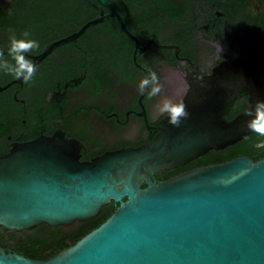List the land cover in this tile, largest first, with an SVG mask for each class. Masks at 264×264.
<instances>
[{
  "label": "water",
  "instance_id": "obj_1",
  "mask_svg": "<svg viewBox=\"0 0 264 264\" xmlns=\"http://www.w3.org/2000/svg\"><path fill=\"white\" fill-rule=\"evenodd\" d=\"M85 1L98 15L48 44L38 58L108 16L122 24L105 0ZM101 6L110 13L104 15ZM129 35L136 51L138 41ZM249 88L246 79L234 81L232 65L221 64L210 90L190 84L181 100L189 117L179 127L164 117L150 141L87 161L80 159L78 143L61 132L14 144L0 157V227H68L95 218L110 201L118 205L98 227L51 258L34 260L0 247V264H264V158L239 156L154 178L160 169L184 165L251 134L245 110L225 117L236 94ZM255 89L260 96L253 104L264 100V85Z\"/></svg>",
  "mask_w": 264,
  "mask_h": 264
},
{
  "label": "flooded vegetation",
  "instance_id": "obj_2",
  "mask_svg": "<svg viewBox=\"0 0 264 264\" xmlns=\"http://www.w3.org/2000/svg\"><path fill=\"white\" fill-rule=\"evenodd\" d=\"M105 1L126 29L108 16L90 26L94 29L88 34L84 31L38 58L48 44L75 31V1L53 5V16L44 17L41 2L0 0V50L5 51V58L15 63L7 56L9 27L17 37L30 32L40 44L31 54L37 66L32 82L25 84L0 73V157L14 144L58 132L78 143L82 161L150 141L164 118L155 111L160 97L139 95L137 86L151 70L163 85L162 96L179 102L191 83L202 91L210 90L214 70L229 63L234 81L246 79L250 88L236 94L227 119L260 96L255 88L264 85V0ZM88 5L93 19L98 12ZM101 8L104 15L110 13L107 7ZM66 10L69 17L58 16ZM129 33L138 41L136 51ZM214 151L197 158L209 159ZM184 165L160 169L154 178L168 179L171 170ZM71 226L39 224L21 231L0 227V247L35 259L28 255L31 249L38 250L50 232Z\"/></svg>",
  "mask_w": 264,
  "mask_h": 264
},
{
  "label": "clouds",
  "instance_id": "obj_3",
  "mask_svg": "<svg viewBox=\"0 0 264 264\" xmlns=\"http://www.w3.org/2000/svg\"><path fill=\"white\" fill-rule=\"evenodd\" d=\"M7 32L9 34L7 56L11 57L15 63H10L5 58V51L0 50V73L10 74L15 79L28 84L37 75V66L31 59V54L34 49L40 47L39 41L32 38L28 31H24L21 37H17L16 30L12 27H9ZM219 51L220 47L218 53ZM137 87L139 95L147 93L150 99L160 97L159 102L155 105V111L159 116L167 117L168 124L179 127L183 120L189 117V112L183 101L177 102L162 96L163 85L154 70L144 76ZM244 113L249 116V119L245 121V126L249 132L258 137H264V100L257 99L254 104L250 102ZM254 147L264 149V139H258Z\"/></svg>",
  "mask_w": 264,
  "mask_h": 264
},
{
  "label": "trees",
  "instance_id": "obj_4",
  "mask_svg": "<svg viewBox=\"0 0 264 264\" xmlns=\"http://www.w3.org/2000/svg\"><path fill=\"white\" fill-rule=\"evenodd\" d=\"M21 1V0H20ZM25 3H37L41 2L44 5V17L53 16L52 7L55 4L67 3L70 0H22ZM75 9L73 12L76 17V26L72 31L77 30L81 25H83L87 20L94 16L92 10L85 0H74ZM70 13L68 10L63 11L59 17H69ZM94 29V27H89L85 30L84 34H88ZM257 138L253 134H249L237 141L236 143L229 145L223 149L215 150L209 159L197 158L192 162L171 170L169 177L175 176L181 172L188 171L195 167L206 166L210 164H219L226 161H230L239 156H247L253 161H257L264 158V149H256L254 147ZM117 203L110 201L108 204L102 207L101 212L98 216L93 219L86 220L84 222L76 223L69 230H63L59 228L57 231L50 232L42 243L38 250H32L28 254L29 256L35 258L34 260H47L58 253L60 250L73 245L77 240L82 238L88 232L98 227L102 222H104L115 210Z\"/></svg>",
  "mask_w": 264,
  "mask_h": 264
}]
</instances>
